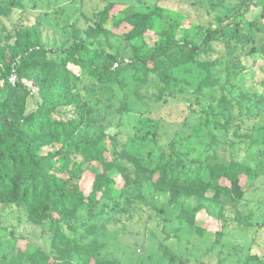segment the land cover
Instances as JSON below:
<instances>
[{"label":"rangeland","instance_id":"rangeland-1","mask_svg":"<svg viewBox=\"0 0 264 264\" xmlns=\"http://www.w3.org/2000/svg\"><path fill=\"white\" fill-rule=\"evenodd\" d=\"M39 105L59 129L5 163L3 119ZM263 126L264 0H0V264H264Z\"/></svg>","mask_w":264,"mask_h":264},{"label":"trees","instance_id":"trees-1","mask_svg":"<svg viewBox=\"0 0 264 264\" xmlns=\"http://www.w3.org/2000/svg\"><path fill=\"white\" fill-rule=\"evenodd\" d=\"M249 7V2L246 5V8ZM106 10V9H104ZM103 10V11H104ZM102 13V12H101ZM100 28V26H99ZM225 32L223 30V27H219L216 28L214 30H211L210 32H208L206 34V36L204 37L202 44L200 46H198L197 48H194L193 46L189 45V42H183V43H179L176 41H168L164 46H160L158 47L155 52L157 54H161V55H173V54H184L185 52H190L191 54H197L198 52L202 51V50H211V45H210V41L217 38L218 35H224ZM70 55L75 56L74 53H70ZM66 59L68 58L67 55L65 56ZM20 61L19 59H16L15 57L10 58L8 61V65L11 66L10 68V72H12L11 74H13L15 76V83L18 82V76H17V72L15 70V67L18 68V63ZM143 63H147L145 58L142 59ZM14 63V64H13ZM86 67L88 68V70L91 73H97L101 76H107L108 75V71L107 70H96L94 69L91 65H86ZM59 97H52L49 99L44 98L43 99V103L44 104H48L51 105L49 107H52L54 105L59 104ZM40 103V104H43ZM43 105H39V107L35 110H32L31 112H29L28 114L24 115V116H14L11 118H4V120H7L9 122H7L9 124V127L11 128V133L14 135V141L13 144L10 146V149L8 152H6L5 154V158H2V161H4L7 164H10L9 162H11L13 160V157L16 156L17 152V157L18 159L16 160H22L24 159L28 164H29V169L32 168L33 166V160H34V154H33V144L34 142L32 141V136H26L25 137V132L29 131V132H35L41 129V127H46V128H56L59 129V124L57 123V121L50 116L49 112H50V108H44L42 107ZM6 122V121H4ZM61 128V127H60ZM264 128V126L262 127ZM21 157H24L22 159H20ZM15 160L11 163L14 164ZM225 175L230 178V184L231 186L234 188L236 186V181H237V175L236 172H232L229 169H225ZM32 184L29 187V197L30 199L34 200L35 196L38 194H35V192L37 190L41 191L43 189H45V191H48L52 194L53 197L56 198V200H54V207L58 206L60 207V209L65 208L66 206L70 205V197L67 193H64L62 185L60 184V182L54 178H32L31 180ZM195 182L197 184H199L202 189L205 186V183L199 179H196ZM4 186H8V187H12L13 184L10 180L9 177L6 176L5 174V170L4 168L1 169V178H0V199L2 198V190ZM201 189V190H202ZM239 192V190H237V193ZM230 195V194H228ZM236 196L240 195V194H235ZM18 201L26 204L27 203V198L25 196V194H20L18 196ZM65 206V207H64ZM188 211H190L191 213H195L197 212L199 209L198 208H186ZM220 230H218L217 234H220Z\"/></svg>","mask_w":264,"mask_h":264},{"label":"built area","instance_id":"built-area-1","mask_svg":"<svg viewBox=\"0 0 264 264\" xmlns=\"http://www.w3.org/2000/svg\"><path fill=\"white\" fill-rule=\"evenodd\" d=\"M15 79H16L15 76H12V79H11V80H12L13 82H15Z\"/></svg>","mask_w":264,"mask_h":264}]
</instances>
